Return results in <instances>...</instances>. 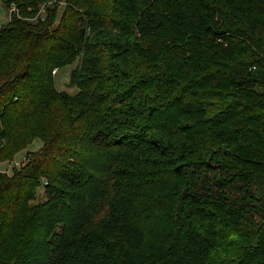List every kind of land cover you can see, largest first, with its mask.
<instances>
[{
  "label": "trees",
  "instance_id": "obj_1",
  "mask_svg": "<svg viewBox=\"0 0 264 264\" xmlns=\"http://www.w3.org/2000/svg\"><path fill=\"white\" fill-rule=\"evenodd\" d=\"M1 3L0 264H264V0Z\"/></svg>",
  "mask_w": 264,
  "mask_h": 264
},
{
  "label": "rangeland",
  "instance_id": "obj_2",
  "mask_svg": "<svg viewBox=\"0 0 264 264\" xmlns=\"http://www.w3.org/2000/svg\"><path fill=\"white\" fill-rule=\"evenodd\" d=\"M10 13L11 12L9 11V9L8 8L6 9L2 5L1 0H0V26L4 25L9 20ZM37 15L41 17L44 15V11L41 7L39 11L36 13L35 17ZM71 66L72 65H66L60 68L58 71L55 72V75H54V83H55L56 88H58L61 91L70 93V94L73 93L76 89L74 86L69 87L67 84ZM41 145H42L41 140L39 138H34L32 142L29 143L25 148L16 152L11 161L10 160L0 161V171L11 174L13 168L19 167L26 162L27 154L29 152L38 150ZM210 174H212V172H210ZM44 198H45L44 188L43 186H41L38 188L36 200L39 201V200H43Z\"/></svg>",
  "mask_w": 264,
  "mask_h": 264
},
{
  "label": "built area",
  "instance_id": "obj_3",
  "mask_svg": "<svg viewBox=\"0 0 264 264\" xmlns=\"http://www.w3.org/2000/svg\"><path fill=\"white\" fill-rule=\"evenodd\" d=\"M8 9H9L10 12H12V11L16 10V7H15V5L11 4V6ZM55 72H56V70L54 69L53 73H55Z\"/></svg>",
  "mask_w": 264,
  "mask_h": 264
}]
</instances>
